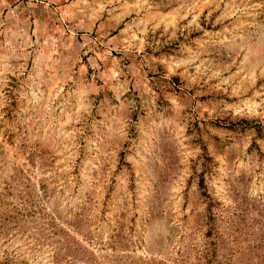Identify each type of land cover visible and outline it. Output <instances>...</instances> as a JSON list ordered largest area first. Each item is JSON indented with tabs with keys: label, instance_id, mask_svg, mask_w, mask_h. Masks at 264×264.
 Listing matches in <instances>:
<instances>
[{
	"label": "rangeland",
	"instance_id": "374dc122",
	"mask_svg": "<svg viewBox=\"0 0 264 264\" xmlns=\"http://www.w3.org/2000/svg\"><path fill=\"white\" fill-rule=\"evenodd\" d=\"M0 264H264V0H0Z\"/></svg>",
	"mask_w": 264,
	"mask_h": 264
}]
</instances>
